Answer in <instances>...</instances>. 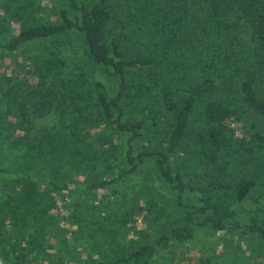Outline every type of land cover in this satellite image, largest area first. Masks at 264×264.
Here are the masks:
<instances>
[{
    "label": "trees",
    "instance_id": "16d2710c",
    "mask_svg": "<svg viewBox=\"0 0 264 264\" xmlns=\"http://www.w3.org/2000/svg\"><path fill=\"white\" fill-rule=\"evenodd\" d=\"M0 6V58L41 43L17 60L20 78L1 73V94L25 131L7 141L22 142L32 119L48 113L59 131L44 143L26 138L22 162L0 156V176L15 187L0 204V231L13 224L6 228L4 218L15 215L19 199L40 204L62 192L65 164L92 169L94 188L151 162L176 190L180 224L112 253L114 264H150L158 242H185L196 224L264 239V0H65L46 18L34 0ZM64 33L78 35L86 58L114 86L95 77L80 102L58 76L64 60L50 44ZM184 190L196 203L182 201ZM245 199L260 205L240 221L232 205Z\"/></svg>",
    "mask_w": 264,
    "mask_h": 264
},
{
    "label": "rangeland",
    "instance_id": "374dc122",
    "mask_svg": "<svg viewBox=\"0 0 264 264\" xmlns=\"http://www.w3.org/2000/svg\"><path fill=\"white\" fill-rule=\"evenodd\" d=\"M34 1L44 18L50 17L52 9L65 4V0ZM8 24L13 31L18 27L17 21L8 20ZM116 24L117 31L124 30L125 25ZM50 44L64 60L58 76H63L79 91L81 103L88 100L95 77L102 78L108 86L115 85L112 76H107L86 58L77 34H61ZM36 49H41V43H30L22 51L6 52L0 58V156L10 158L13 163L22 162L26 138L39 144L45 142L46 135L59 134L55 128L57 118L48 113L32 119L27 131L29 137H24L22 142L7 141L25 131L17 126L13 102L1 94L7 84L1 73L20 78L24 71L17 60H23ZM9 125L15 126V130ZM132 145L136 149L138 144ZM70 152L71 144L65 141L67 160L71 158ZM60 170L69 173L61 193L55 192L52 199H44L40 204L27 202L25 205L19 199L13 206L15 215L11 219L5 216L6 228L10 221L13 224L8 231H0V264H114L112 253L124 251L131 243L165 237L172 226L180 224V210L174 200L176 190L157 177L151 162L94 188L88 187L95 175L89 167L80 165L74 169L65 164ZM8 179L0 176V204L9 193L14 194L15 187ZM11 197L13 202L14 196ZM182 201L196 203V197L184 190ZM255 203L251 199L233 203L235 217L240 221L246 218L247 210L260 205L258 201ZM8 209L6 206V213ZM191 231V238L185 242L169 241L167 246L158 242L150 264H204L203 260L207 264H264L263 238L244 237L232 229L197 224L191 226Z\"/></svg>",
    "mask_w": 264,
    "mask_h": 264
}]
</instances>
